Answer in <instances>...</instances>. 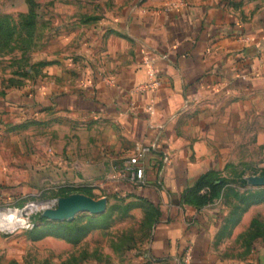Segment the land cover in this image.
I'll return each mask as SVG.
<instances>
[{
  "label": "crops",
  "instance_id": "crops-1",
  "mask_svg": "<svg viewBox=\"0 0 264 264\" xmlns=\"http://www.w3.org/2000/svg\"><path fill=\"white\" fill-rule=\"evenodd\" d=\"M171 2L109 1L71 57L46 66L33 87L6 93L0 109L25 116L80 110L107 120L108 133L120 139L93 162L105 173L134 141L171 153L164 165L158 153L147 155L142 186L107 183L110 191L143 200L152 214L146 249L117 264H184L186 251L193 264H264V199L234 209L221 196L200 201L207 188H194L206 174L221 180L216 173L241 144L262 145L264 152V0ZM142 50L159 69L153 90L140 88ZM258 165L264 167V158ZM17 241L0 234V264H50V256L35 263L16 250ZM74 258L61 261L74 264ZM83 264L113 263L89 258Z\"/></svg>",
  "mask_w": 264,
  "mask_h": 264
},
{
  "label": "rangeland",
  "instance_id": "rangeland-1",
  "mask_svg": "<svg viewBox=\"0 0 264 264\" xmlns=\"http://www.w3.org/2000/svg\"><path fill=\"white\" fill-rule=\"evenodd\" d=\"M109 1L0 0V98L33 87L44 68L60 55L71 57L70 53L85 43L87 27L104 14ZM115 139L120 138L108 133L107 120L89 119L80 110L50 109L25 116L4 105L0 109V212L17 211L14 216L23 223L12 230L1 228V236L15 234V249L24 250L35 263L50 256V264H64L61 260L73 254L74 264L89 258L117 264L130 254H142L149 237L150 206L108 190L107 183L112 180L108 172L100 162L93 164L107 156ZM136 142L121 156L113 157L111 164L130 152ZM233 153L236 158L232 163L215 175L222 179L219 193L211 200L221 196V203L244 209L253 194L261 192L262 187L252 183L251 176L264 172L258 165L264 152L262 145L250 149L244 143ZM74 191L95 198L106 195L105 211H82L72 220H56L68 223L69 231L62 236L51 234L46 241L26 242L35 237L34 230L46 229L45 222L50 219L43 218V208L54 206L62 193Z\"/></svg>",
  "mask_w": 264,
  "mask_h": 264
},
{
  "label": "built area",
  "instance_id": "built-area-1",
  "mask_svg": "<svg viewBox=\"0 0 264 264\" xmlns=\"http://www.w3.org/2000/svg\"><path fill=\"white\" fill-rule=\"evenodd\" d=\"M187 0H172V4L177 6L179 4H185ZM164 56V54H162ZM141 64L145 67L146 78L140 84L142 90H153L159 84L158 66L155 58L146 50H142ZM150 153H158L160 155V162L168 164L171 161V153L168 150L157 151L156 146L151 143H145L137 141L131 152L124 155L117 163L110 165L108 170V177L112 180L126 181L133 185L142 186L146 183L145 167L146 158ZM117 184L114 189L117 188ZM184 264H193L191 261V255L189 251L185 252L183 259Z\"/></svg>",
  "mask_w": 264,
  "mask_h": 264
},
{
  "label": "water",
  "instance_id": "water-1",
  "mask_svg": "<svg viewBox=\"0 0 264 264\" xmlns=\"http://www.w3.org/2000/svg\"><path fill=\"white\" fill-rule=\"evenodd\" d=\"M251 181L257 185H264V173L251 176ZM108 197L102 195L93 197L89 194L74 191L66 195L57 197L54 206H46L42 210V215L50 220H72L79 212L102 213L107 206Z\"/></svg>",
  "mask_w": 264,
  "mask_h": 264
},
{
  "label": "trees",
  "instance_id": "trees-1",
  "mask_svg": "<svg viewBox=\"0 0 264 264\" xmlns=\"http://www.w3.org/2000/svg\"><path fill=\"white\" fill-rule=\"evenodd\" d=\"M221 180L215 181V178H213V176L211 175H204L201 176L198 181L196 182L194 188L195 190H199L202 187H206L207 189H205L204 192H202L201 194H199V200L200 201H208L212 199V195L214 194H218L219 193V187H220V182ZM65 193H62V195ZM253 201H259L260 199H264V192H255L253 194ZM43 218L46 219L45 216H43ZM45 224L46 229L43 230L42 232L34 230L33 233H37V234H33L32 236L35 237H40L46 234H55V235H64L65 232L69 231V229L71 228L70 225L68 223H63V222H57V221H46Z\"/></svg>",
  "mask_w": 264,
  "mask_h": 264
},
{
  "label": "bare ground",
  "instance_id": "bare-ground-1",
  "mask_svg": "<svg viewBox=\"0 0 264 264\" xmlns=\"http://www.w3.org/2000/svg\"><path fill=\"white\" fill-rule=\"evenodd\" d=\"M44 207V205H43ZM17 211L13 210H5L0 212V229L1 228H14L17 225H21L23 222L21 220H17L14 215H17ZM18 227V226H17Z\"/></svg>",
  "mask_w": 264,
  "mask_h": 264
}]
</instances>
